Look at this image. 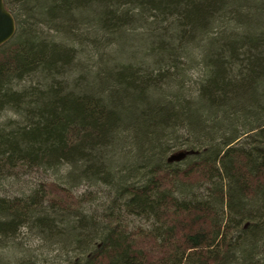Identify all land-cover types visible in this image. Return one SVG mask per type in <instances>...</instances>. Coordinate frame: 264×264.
I'll use <instances>...</instances> for the list:
<instances>
[{
    "label": "trees",
    "instance_id": "obj_1",
    "mask_svg": "<svg viewBox=\"0 0 264 264\" xmlns=\"http://www.w3.org/2000/svg\"><path fill=\"white\" fill-rule=\"evenodd\" d=\"M2 1L0 248L98 230L73 264H264V0Z\"/></svg>",
    "mask_w": 264,
    "mask_h": 264
},
{
    "label": "rangeland",
    "instance_id": "obj_2",
    "mask_svg": "<svg viewBox=\"0 0 264 264\" xmlns=\"http://www.w3.org/2000/svg\"><path fill=\"white\" fill-rule=\"evenodd\" d=\"M9 1L10 3H14V0ZM125 39L126 47H130V51L137 52V43L134 41L135 39L130 36ZM183 69L186 68L184 67ZM201 72L202 70L198 66H194L193 69L189 68L188 70H185L183 75L184 78H182L184 84L182 85L186 87V89H190L191 86H194L195 81L200 76ZM77 75L78 74L75 75L76 78ZM176 75L177 74L174 76ZM190 90L192 91V88ZM233 127L238 130H242V126L239 122L234 121ZM243 140H245V138L240 139V142H243ZM112 159L115 160L117 158L113 157ZM13 173H15V176L21 177L23 181H27L35 185L40 182H48L52 178L54 179V177L50 176L49 173L44 174L42 171L37 170H34L31 174L29 173L27 175H24V173L19 169L14 170ZM95 188L81 185L71 189L76 195L83 196V210L86 212L88 217L99 218L103 215V210L109 209V202L113 201L114 197L112 196L107 198V193L104 188ZM3 190H5V188L4 186H1L0 195L5 194L3 193ZM122 221L129 229L142 227L143 225L139 219L127 215L122 217ZM96 231L98 232V230ZM97 232H95V230H90V235L88 237L87 235L85 236L84 233L79 235L77 239L71 238L66 240L65 246H61L56 244L57 242H52L53 245H49L48 242L47 244L46 242L41 241L36 236L35 231H23L13 245L0 248V264H23L25 262H30L32 264H73V262H76V259L84 258V255L88 253L90 249L88 245L90 242V244H92L96 241L95 236ZM91 234H94L91 238L92 240L89 239ZM83 235L86 238L82 239ZM234 236L235 234H233V237ZM74 239H76L77 242L72 241Z\"/></svg>",
    "mask_w": 264,
    "mask_h": 264
},
{
    "label": "water",
    "instance_id": "obj_3",
    "mask_svg": "<svg viewBox=\"0 0 264 264\" xmlns=\"http://www.w3.org/2000/svg\"><path fill=\"white\" fill-rule=\"evenodd\" d=\"M15 31V23L10 13L5 9L0 0V46L8 42Z\"/></svg>",
    "mask_w": 264,
    "mask_h": 264
}]
</instances>
